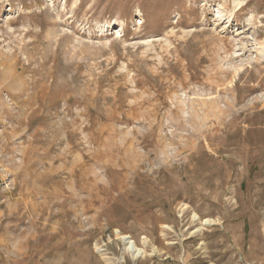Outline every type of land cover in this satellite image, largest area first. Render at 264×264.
<instances>
[{
	"label": "rangeland",
	"instance_id": "1",
	"mask_svg": "<svg viewBox=\"0 0 264 264\" xmlns=\"http://www.w3.org/2000/svg\"><path fill=\"white\" fill-rule=\"evenodd\" d=\"M0 264H264V0H0Z\"/></svg>",
	"mask_w": 264,
	"mask_h": 264
},
{
	"label": "bare ground",
	"instance_id": "2",
	"mask_svg": "<svg viewBox=\"0 0 264 264\" xmlns=\"http://www.w3.org/2000/svg\"><path fill=\"white\" fill-rule=\"evenodd\" d=\"M123 239L127 244V249L133 253L134 257L143 254V252L135 245L133 241L128 240V236H123Z\"/></svg>",
	"mask_w": 264,
	"mask_h": 264
}]
</instances>
